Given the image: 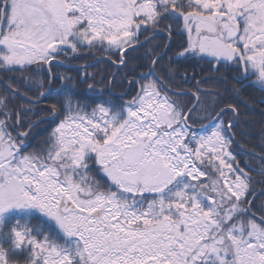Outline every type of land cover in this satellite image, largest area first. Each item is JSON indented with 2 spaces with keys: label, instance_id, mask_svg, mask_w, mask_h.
I'll list each match as a JSON object with an SVG mask.
<instances>
[{
  "label": "snow or ice",
  "instance_id": "obj_1",
  "mask_svg": "<svg viewBox=\"0 0 264 264\" xmlns=\"http://www.w3.org/2000/svg\"><path fill=\"white\" fill-rule=\"evenodd\" d=\"M164 21L169 39L186 37L179 57L227 65L241 89L264 93V0H0V70L24 82L0 94V264H264V144L242 167L234 121L221 119L235 104H205L200 80L174 91L155 71L160 54L119 102L80 101L73 78L52 71L85 49L124 65ZM42 69L66 83L32 120L49 90L23 73ZM197 112L215 122L194 130ZM45 119L54 126L25 151Z\"/></svg>",
  "mask_w": 264,
  "mask_h": 264
},
{
  "label": "trees",
  "instance_id": "obj_2",
  "mask_svg": "<svg viewBox=\"0 0 264 264\" xmlns=\"http://www.w3.org/2000/svg\"><path fill=\"white\" fill-rule=\"evenodd\" d=\"M170 21H164L160 25L161 32L155 33L152 35V39L147 40V42L140 43L139 46L135 47L134 50H129L125 56V59H127V63L125 66H117L114 64L113 60H110L109 58H103L99 62L92 64L90 66H65V65H59V66H53L52 71L54 73L58 72L61 74L70 75L73 80L72 83L74 84V96L76 99L80 101H86L90 104H94L96 102H99L101 98L107 99L108 97L103 96H93L87 93L86 91V85L92 82L94 80V77L98 80L103 81V83L106 85L110 84L111 78L114 76L115 71H117V74L114 76L115 81L114 84H116L117 79L121 80V82L124 83V88L127 85V82L124 81L123 74H126L127 77H133L137 76V73L139 71L147 72L149 71L151 60L153 56L156 54H160L163 52L168 45L167 50L165 53L161 56V59L156 67V73L158 75L164 76L166 80L169 81L172 87L175 88H186L189 86L188 82L183 83L181 78V71L186 72L187 74L194 73L196 77H203L201 81H203L202 85H208V82L204 81V79H207L208 74H211L213 78H215L216 83L213 84V86H216L218 89V92H215L213 94V97L207 96L205 92L202 93V95H206L204 103L211 106L213 102V98H216V104L215 107L217 110L222 107V79L219 80L216 77L222 78V65L219 66L218 70H214L213 66L209 64L206 61H199L197 59H185L183 57H179L178 53L181 51V45L183 44V41L186 39V37L181 36L178 32V30H174L171 35V39H169V35L167 31L164 29V24L169 23ZM175 28V26H174ZM150 33H143L140 36V42L142 40H145L147 36H149ZM170 40V41H169ZM169 42V44H168ZM106 56L110 55L114 57L115 60H118V54L113 55L112 53H106L99 49L95 50H83L78 56L74 59H69V62L73 63H89L93 61L98 56ZM67 61V60H66ZM171 70V71H169ZM96 72V73H95ZM84 73H88V76H85ZM95 73V76L93 75ZM22 73L19 69L13 70V71H6V70H0V94L6 91L5 81H9L10 78H15L16 82L21 86V88H24V82L20 80ZM25 77H33L35 75L36 78L43 79L46 81L45 87L48 89L50 82L48 81L47 76V70L42 69L39 73L33 72L32 70H27L23 73ZM234 75L232 73L228 74V77H233ZM91 78L92 80H90ZM95 79V81H96ZM5 80V81H4ZM54 85L60 84V79H54ZM212 81V82H213ZM211 82V83H212ZM101 83V84H103ZM210 83V84H211ZM103 84V85H104ZM104 85V86H105ZM107 91V89H106ZM107 93V92H106ZM35 94V89L29 92V95L32 96ZM131 94V92H130ZM129 94V95H130ZM226 97V103H234L233 99L234 97L228 93ZM62 95V88L60 90H54L51 88L49 90V96L47 100H41L39 104L35 105V116H31L32 120H35L37 118H42L43 116L48 115L47 113V105L53 100H58L60 96ZM119 99L116 97V99H113L114 101H117ZM179 100H181L185 104L191 105L192 103V97L191 95H185L179 97ZM118 102V101H117ZM23 102L20 99H16L12 102L13 107H19ZM215 113V112H214ZM198 115H206L205 112H197ZM233 115L232 112H228L224 115H222L221 119L224 118L225 124H227V121L229 119V115ZM195 115V114H194ZM234 119V118H233ZM54 124L51 120L45 119L43 123L38 124L33 130L32 135L30 138H32L31 143L32 145L28 146L25 151H28L31 147L37 146L39 142H41L42 138L47 135V133L51 130V127H53ZM196 131H200V129H195ZM228 135H230L233 139V143L231 145V150L234 154L237 155V159L241 162V166L243 167L245 164V159L248 158L250 160V163L256 165V162L251 161L252 158L246 157L245 154L240 153L238 150L239 146L237 144V141L242 140L248 147L247 149L255 148L258 151H261V145L264 144V132L259 133H253V134H247L243 138L240 137V133L237 130V127L234 125L232 130L229 131ZM236 140V141H235ZM30 143V144H31ZM255 173V172H254ZM257 181L261 179V177L255 173L254 177ZM97 179H100L101 181L105 180V177L102 174L97 173ZM261 185L257 184L256 188L257 191H259ZM264 199V197H261Z\"/></svg>",
  "mask_w": 264,
  "mask_h": 264
},
{
  "label": "flooded vegetation",
  "instance_id": "obj_3",
  "mask_svg": "<svg viewBox=\"0 0 264 264\" xmlns=\"http://www.w3.org/2000/svg\"><path fill=\"white\" fill-rule=\"evenodd\" d=\"M151 35H153V34H151ZM106 57L109 58L110 60L116 61V60H114V57H112L110 55H106ZM61 59H63V58L61 57ZM125 60L127 63V59H125ZM126 63L124 65H121V66H125ZM64 64L66 66L65 62H64ZM121 66H119V67L121 68ZM56 73H58V72H56ZM141 73H143V72L139 71V73H138L139 76ZM229 73H232L233 75H235V70L233 72L231 70L229 71L227 65H222V78L221 77H216V78H218L219 80L222 79V107L225 104H235L239 108V114L234 116L233 120L236 119V122L233 124V126L235 125L237 127V130L239 131L241 138H243L245 135L247 136V134L249 135V134H253V133L257 134L259 132H264V103H261V99L264 98V93H261L259 90L253 89V88L241 89L239 83L235 79H233L234 76L228 77ZM58 74H61V73H58ZM116 74H117V71H115L114 75H116ZM122 74L124 77V81L127 82V85L125 88H124V83L121 82V80H119V79H117L116 84H114V81H115V79H114L115 77H114L113 79L110 80V84L108 85V93L107 94L104 93L103 95L102 94L101 95L90 94V95H93L96 97H98V96L108 97L112 100L115 99L116 97H118L121 100L122 99L123 100L129 99L130 98L129 96L131 95L130 92L132 91L133 88L129 87L128 81L130 79H132L133 77H127L126 74H124V73H122ZM197 79L198 78L195 77L192 80V82L187 81L189 83V86L184 88V90H188V91L194 90L195 86H196ZM213 80H215V78H213L211 76V74H208L207 79H204V81L208 82V85L205 86V85L201 84V87L207 88V91H205V94H207V96L218 91L217 87L213 86V84L216 83V81H213ZM57 85H54V86L52 85V88L57 87ZM124 92L128 93V95L123 94ZM228 93H230V95H232L234 97V99H233L234 103H226V97H227V95H229ZM226 113H228V112H225L224 114H226ZM222 119L224 120V118H222ZM233 126H232V128H233ZM196 127H199V126L195 125V123H194L193 124L194 130L196 129ZM238 146H239L238 150L240 151V153L245 154V155H246V153L253 152V151L260 152V151L256 150L255 148H252L251 150L247 149L246 147H248V145H246L242 140L238 141ZM246 157H248V156L246 155ZM246 160L250 162V160L248 158H246L245 161ZM251 161L255 162V160L253 158L251 159ZM254 166H256V165H254ZM252 175L255 177L254 172L252 173Z\"/></svg>",
  "mask_w": 264,
  "mask_h": 264
},
{
  "label": "rangeland",
  "instance_id": "obj_4",
  "mask_svg": "<svg viewBox=\"0 0 264 264\" xmlns=\"http://www.w3.org/2000/svg\"><path fill=\"white\" fill-rule=\"evenodd\" d=\"M63 58V57H62ZM68 61V60H67ZM69 62V61H68ZM228 70L230 71H234V69L233 68H230V67H228ZM96 73V72H95ZM95 73L93 74L94 76H95ZM139 73V72H138ZM137 73V75H138V77L137 76H133V77H135V78H137V79H139V74ZM33 77H35V75H33ZM39 79H40V77H39ZM90 80H92L91 78H89ZM95 77H94V80H92V82H94L95 84L97 83L98 85H102V86H104L105 84L103 83V81L102 80H100V78L97 80L96 79V81H95ZM91 83V82H90ZM101 83H103V84H101ZM87 86H88V84L86 85V88H87ZM105 86H108L107 84L105 85ZM132 95H135V89H134V87H133V89H132V91H131V96ZM131 96H129V97H131ZM205 97H206V95H204ZM208 96H211V97H213V95H208ZM116 99V98H115ZM121 99H117V101L119 102ZM214 112L212 113V115L214 116ZM207 115V114H206ZM206 115H198V114H196L195 113V115H193V124L195 123V125H203V124H205L206 122H208L210 119H205L204 117L206 116ZM233 118H234V116L233 115H229V119H232L233 120ZM228 119V120H229ZM31 140H32V138H29V141L27 142V145L28 146H30V145H32L33 143H31L30 144V142H31ZM27 146V147H28ZM32 149V147L30 148V149H28V151L29 150H31ZM239 149V148H238Z\"/></svg>",
  "mask_w": 264,
  "mask_h": 264
},
{
  "label": "water",
  "instance_id": "obj_5",
  "mask_svg": "<svg viewBox=\"0 0 264 264\" xmlns=\"http://www.w3.org/2000/svg\"><path fill=\"white\" fill-rule=\"evenodd\" d=\"M163 53H161L160 54V56L162 55ZM100 59H102V57L101 58H98L97 60H95V61H93V62H91V63H88V64H86L87 66H89V65H92V64H94L95 62H97V61H99ZM185 72H182V75H183V81H190V82H192V80L195 78V74H191V77L189 78V76L187 75V79H185ZM66 81H62V83L59 85V86H57L56 88H55V90H58V89H61L62 87H63V85H64V83H65ZM92 85H94V87H95V91H90L89 89H88V87H87V92L88 93H96V94H101V93H103V88H101V87H99V86H97V85H95V84H92Z\"/></svg>",
  "mask_w": 264,
  "mask_h": 264
}]
</instances>
